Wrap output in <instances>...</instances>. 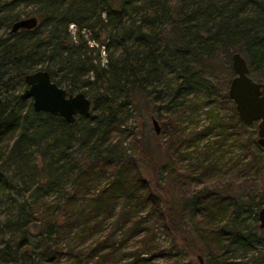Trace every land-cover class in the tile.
I'll return each instance as SVG.
<instances>
[{"label": "trees", "instance_id": "16d2710c", "mask_svg": "<svg viewBox=\"0 0 264 264\" xmlns=\"http://www.w3.org/2000/svg\"><path fill=\"white\" fill-rule=\"evenodd\" d=\"M29 14L36 16L35 26L9 30L13 20ZM0 28V68L7 65L9 72L0 84L24 85L23 74L40 67L67 92L80 89L91 102L89 115L69 123L56 112L33 110L20 92L0 98V138L11 135L0 167L12 164L19 171L32 202L55 193L53 201L33 208L36 223L34 217L28 220L25 202L7 218L6 228L18 239L0 247V264H84V251L99 259L109 256L115 245L110 232L85 243L82 235L93 234L111 215L138 225L137 255L167 253L153 239L158 225L179 233L189 247L190 232L201 239L209 264H264V226L256 215L264 203V146L241 143L242 152L225 169L259 172L260 183L226 193L216 183L223 171L191 192L190 180H203L208 171L206 165L197 172L177 165L181 146L198 134L182 137L170 114L197 91L224 88L220 99L229 101V78L221 75L232 72L233 51L243 55L249 71L264 73V0H0ZM88 39L105 51L104 64L87 55L93 48ZM136 105H150L158 116V108L168 111L167 176L146 174L152 166L145 160L149 137L138 138L137 149L126 152L116 134L118 108ZM229 108L228 120L242 126L233 103ZM216 125L225 131L224 120ZM22 161L32 162L22 170ZM32 224L39 229L33 241L27 233ZM24 245L29 248L19 251ZM228 251H239L237 259Z\"/></svg>", "mask_w": 264, "mask_h": 264}, {"label": "rangeland", "instance_id": "374dc122", "mask_svg": "<svg viewBox=\"0 0 264 264\" xmlns=\"http://www.w3.org/2000/svg\"><path fill=\"white\" fill-rule=\"evenodd\" d=\"M33 5L34 4H28L26 7L30 8ZM68 29L70 33L73 34L75 26L69 23ZM1 30L0 28V31ZM83 31V35L86 37L88 33L86 30H82V32ZM87 43L88 46L93 47L92 50H87V55L93 57L96 61L99 60L100 65L104 64L105 51L101 49V46L100 49L96 50L94 49L96 48V44L91 39H88ZM7 68V65H3L2 68H0V80L5 79L9 75ZM231 74L232 72L229 73V75L223 73L221 77L229 78ZM249 75L255 80L261 78V76L258 77L256 73L251 71H249ZM60 85H63V83ZM23 86L24 85L21 84L10 87L9 85L0 84V98H8L15 92H21ZM226 88L227 85H225V90ZM207 92L208 91H197L192 93L188 101L180 107L173 108L170 112L171 115L176 116V127L182 137L188 138L191 135L198 134V136L187 145L181 146V152L183 154L182 157L178 159L177 165L181 169H193L194 172L200 171L202 165H206L205 170L208 171V174L203 173L201 175L203 180H190L188 189L191 192L200 189L205 181L215 182L213 180L216 176L215 174L225 171L232 163L235 155L242 152L241 143L252 148L256 147L257 122L253 121L250 124H243L242 126L231 123L228 119L231 114L229 106L232 102L231 100L223 101L220 99V93L224 92V88H220L211 94ZM25 100L30 101V98H25ZM122 108L123 107L118 108L117 112L119 117V130L116 134L118 138L122 140L123 149L126 152H130L131 149H137L135 146V144H137L135 143L136 140L138 138L140 139L143 135L144 138L149 137L150 150H147L146 154L149 155L150 159L145 156V160L147 164H151L152 166L150 173L146 174L148 176L152 174V178H154V175L156 177L167 176L169 167L166 165L165 161L166 157L163 140L166 136L165 130L169 127L167 123L168 111L165 110V108H158L160 114V116H158L150 105L146 108L139 105H136L135 108L127 106L125 107L127 111ZM152 118L155 119L158 128L157 132L154 130ZM222 120L225 121L224 132H221V130L217 128L219 126L216 125V122ZM10 142L11 135H4L0 138V160L3 158L2 151ZM257 151L262 153L260 149H257ZM30 162L22 161L20 163L22 170L27 169V167L30 166ZM209 164H212L211 168ZM262 169L264 170V159L262 160ZM231 170L228 169L223 172L222 179L220 178L221 180L216 181L217 185L219 184V190L226 193L236 194L239 190H242V188H247L248 185L260 183L262 179V175L259 172L255 173L251 170H245L246 172L244 171V173H236L231 172ZM210 172H212V174ZM18 174L19 171L16 170L12 164H9L7 167L5 165L4 167H0V247L7 240L16 241L18 239V233L14 234L9 231L6 228V223L9 216H14L16 214L18 205L21 202L26 203L24 205L26 209L24 210L25 213L27 212L28 220H32V217H34V222L36 223V213L33 208L39 210L41 201L48 200L51 202L55 198V193L51 192L43 197L35 198L36 201L32 202L33 196L29 193V184L27 188H23L25 184L20 180ZM226 180L230 181L228 186ZM161 184L162 186L165 185L162 182ZM98 185L99 183H97V186ZM136 216L139 218L138 215ZM112 218L113 215L104 218L101 228L93 234L88 235L87 232H85L82 235V237H85V243L89 242L98 234V236H102L106 232H110L111 238L109 239H111L112 244H115L110 255L99 259L97 256L90 257L85 255L84 251L80 255V263L127 264L129 262H134L133 264H209L207 251L201 239L190 232L193 236L194 243L191 240L189 242V247L184 243L179 233H174L171 229H165L158 225H154L153 239L157 241L160 248H163L167 253L153 252L148 254L139 253V255H137L140 245V232L137 233V230H139L138 225L131 223L133 218L123 220V222L121 218L118 221ZM186 228L190 229L189 222ZM38 231L39 229L36 225L32 224V226H28L27 233L29 234V240H35L38 236ZM73 242L74 241L70 242L71 246L75 244ZM24 246L18 250L21 251L22 249L29 248L28 245ZM61 247L62 250L66 249V244L62 243ZM252 251L251 249L247 250V254L250 255ZM226 253H230L233 259H237L239 251H228ZM141 257L145 259H140ZM56 264H61V261L56 262Z\"/></svg>", "mask_w": 264, "mask_h": 264}, {"label": "water", "instance_id": "95a60500", "mask_svg": "<svg viewBox=\"0 0 264 264\" xmlns=\"http://www.w3.org/2000/svg\"><path fill=\"white\" fill-rule=\"evenodd\" d=\"M37 23L34 14L21 16L12 21L9 30L32 28ZM232 75L227 82L226 92L233 103L237 118L243 124L253 121L256 125V142L264 146V73L255 80L249 75L248 65L240 52L230 54ZM23 87L20 95L29 97L33 110L56 112L66 122H73L75 116H87L91 111V102L82 90L67 92L65 88L50 78L45 68H36L23 74ZM155 132L158 131L155 119L152 118ZM258 226H264V203L256 211Z\"/></svg>", "mask_w": 264, "mask_h": 264}, {"label": "flooded vegetation", "instance_id": "af4514ba", "mask_svg": "<svg viewBox=\"0 0 264 264\" xmlns=\"http://www.w3.org/2000/svg\"><path fill=\"white\" fill-rule=\"evenodd\" d=\"M28 29H29V28H28ZM261 77H262V75H261ZM22 80H23V77H22ZM23 83H24V81H23ZM24 86H25V83H24ZM24 86H23V87H24ZM22 89H23V88H22ZM21 91H22V90H21ZM25 98H28V97H25Z\"/></svg>", "mask_w": 264, "mask_h": 264}]
</instances>
